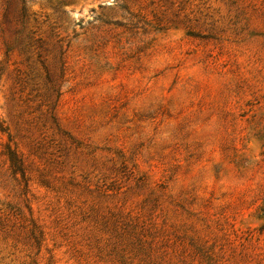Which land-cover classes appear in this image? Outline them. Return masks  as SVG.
I'll return each instance as SVG.
<instances>
[{
	"label": "rangeland",
	"instance_id": "374dc122",
	"mask_svg": "<svg viewBox=\"0 0 264 264\" xmlns=\"http://www.w3.org/2000/svg\"><path fill=\"white\" fill-rule=\"evenodd\" d=\"M0 264H264V0H0Z\"/></svg>",
	"mask_w": 264,
	"mask_h": 264
}]
</instances>
